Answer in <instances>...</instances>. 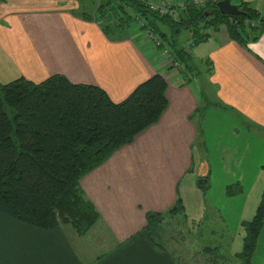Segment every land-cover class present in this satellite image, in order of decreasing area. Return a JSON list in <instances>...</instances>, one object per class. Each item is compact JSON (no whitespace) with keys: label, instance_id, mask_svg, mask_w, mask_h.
I'll return each instance as SVG.
<instances>
[{"label":"crops","instance_id":"obj_1","mask_svg":"<svg viewBox=\"0 0 264 264\" xmlns=\"http://www.w3.org/2000/svg\"><path fill=\"white\" fill-rule=\"evenodd\" d=\"M77 8L76 0L0 3V82L19 76L39 82L60 73L74 83L97 85L119 102L161 72L168 106L158 122L80 179L84 197L98 212L83 235L70 225L41 230L0 212V264H180L143 229L146 213L166 210L177 195L196 224L206 211L220 217L216 240L222 236L231 255L240 251V222L252 218L264 188V32L242 46L219 25L207 28V39L191 48L208 66L213 103L232 109L205 111L204 154L193 145L196 127L189 119L200 102L197 91L178 72L164 69L150 46L143 49L138 27L109 39L94 20L74 14ZM206 155L208 163L202 161ZM203 178L206 194L197 186ZM234 182L242 193L227 196L225 187ZM251 264H264V226Z\"/></svg>","mask_w":264,"mask_h":264},{"label":"trees","instance_id":"obj_2","mask_svg":"<svg viewBox=\"0 0 264 264\" xmlns=\"http://www.w3.org/2000/svg\"><path fill=\"white\" fill-rule=\"evenodd\" d=\"M76 1L78 8L73 13L94 20L109 39L126 37L135 25L141 31L148 29L159 40L158 49L167 47L179 61L184 83L199 73L194 63L197 58L190 49L207 39V28L216 30L225 25L230 38L242 46L257 41L264 32V15L253 3L242 0L233 1L239 9L237 15L223 14L216 2H208L203 7L188 4L177 9V18L171 13L160 15L141 0ZM183 29L192 32V39L187 46H178L176 36ZM166 86L163 75L155 72L115 102L101 87L71 82L60 73L39 82L24 76L0 82V212L41 230L70 225L78 235H83L98 220V212L84 197L80 179L158 122L168 106ZM209 107L232 110L223 103L207 102L190 114L196 127L193 145L199 150L206 148L202 120ZM260 170L264 181V165ZM197 186L206 194L207 180ZM241 193L239 182L225 187L227 196ZM206 214L207 211L204 217ZM177 215L185 222L179 225L192 229L195 222L178 195L166 210L148 211L143 229L150 241L161 249H170L180 264H217L219 257H223L222 248L207 244V240L199 247L195 240H190L195 246L193 251L187 242L183 246L180 242L178 250L166 248L161 241L162 224ZM199 223L195 227L199 228ZM240 226L241 249L231 256L240 264H251L264 226V188L254 215L241 221Z\"/></svg>","mask_w":264,"mask_h":264},{"label":"rangeland","instance_id":"obj_3","mask_svg":"<svg viewBox=\"0 0 264 264\" xmlns=\"http://www.w3.org/2000/svg\"><path fill=\"white\" fill-rule=\"evenodd\" d=\"M151 2H156L158 3V0H150ZM232 1H237V0H232ZM253 5H257L258 9L260 11L263 10V1H259L257 3H253ZM138 25V24H137ZM136 26V25H135ZM134 26V27H135ZM148 31V32H145ZM142 36H143V40H142V44H140L141 46L144 45L143 49L147 50L150 46V48H152L155 52L153 55H159V64L164 67V69L167 70H175L176 72H178L180 74V76L182 75L180 73V63L179 61L174 57V55L169 51V49L167 47H165L168 52L170 53V55L172 56V58L177 62V64L175 65L172 62H168L167 60H164L161 57V50L158 49V46L156 47L154 45V41L152 39V36L150 34H152L148 29H143L142 30ZM190 39H192L190 31L189 30H181L177 36H176V40H177V44L178 46L183 45V46H187L191 41ZM190 51L193 52V50L190 49ZM191 52V53H192ZM194 54V53H193ZM194 56V55H193ZM195 57V56H194ZM197 58V57H196ZM194 63L197 64V68L199 69V73L195 74V79H192L191 81H189V83H185L186 85H191L192 89L195 91H197L198 97H199V105H203L207 102H211L213 103V101L211 100L212 98V86L210 85L209 79H208V66L205 65L204 67V63L200 60H194ZM163 69V70H164ZM162 70V71H163ZM161 73V72H160ZM204 138V136H203ZM195 149L199 152H202L205 150H199L198 148L195 147ZM194 149V150H195ZM193 150V153L195 155V157L199 154L197 152H195ZM207 151V149H206ZM206 154V153H204ZM205 159H202V161H206L208 163L207 160V155L204 156ZM205 215V217L202 218V220L199 223V228L195 227L196 224L192 223V229H188V227L186 226H182L179 225L178 223H185L183 220H180L182 217H178V215L173 218V219H168L166 220L163 224H162V232L161 234V241L166 245V248H172V250H178L181 247V243L182 242V246L184 243L187 242L188 246H193L192 251L195 249V246L193 245L192 241L190 240H195L194 243L199 244L197 247L201 246L204 241H208L207 244H211V245H218L220 246L222 249H220V254L223 257H219L217 264H232L234 258L231 256L230 252L228 251V246H227V242L224 238L221 239L219 238L218 240H216L218 238V234H219V228H220V224L219 222L221 221L220 217L216 218L215 213L213 212H209ZM178 219V220H177ZM213 230V232H212ZM200 235L203 236L202 239H200ZM207 235V236H206ZM207 237V238H206ZM189 239V241H188ZM198 240V242H197ZM224 244H226V246L224 247ZM188 252V250H187ZM186 252V253H187Z\"/></svg>","mask_w":264,"mask_h":264},{"label":"built area","instance_id":"obj_4","mask_svg":"<svg viewBox=\"0 0 264 264\" xmlns=\"http://www.w3.org/2000/svg\"><path fill=\"white\" fill-rule=\"evenodd\" d=\"M144 1L145 3H147L149 5V8L152 10L157 11L160 15L166 14V13H171V15L174 18H177V9H182L184 8L186 5L190 4L196 7H203L205 6L208 2H217L220 0H184L181 1L179 3H175L172 2L171 0H163V2L161 4L156 3V2H151L150 0H141ZM244 2H250V3H257L261 0H242ZM263 1V10L260 11L257 7V5H255V8L264 15V0ZM145 32H148L145 30ZM152 36V39L154 41V45L157 47L160 45L159 40L154 37L152 34H150ZM161 57L164 60H167L169 63L172 62L175 65L177 64V62L172 58V56L170 55V53L168 52V50L166 48H163L161 51Z\"/></svg>","mask_w":264,"mask_h":264},{"label":"water","instance_id":"obj_5","mask_svg":"<svg viewBox=\"0 0 264 264\" xmlns=\"http://www.w3.org/2000/svg\"><path fill=\"white\" fill-rule=\"evenodd\" d=\"M217 9L223 14L237 15L239 14V9L236 4L232 3L230 0H220L216 2ZM206 183V179H199L198 184Z\"/></svg>","mask_w":264,"mask_h":264}]
</instances>
